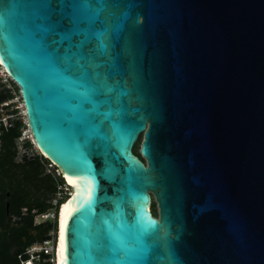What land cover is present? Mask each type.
Masks as SVG:
<instances>
[{
    "label": "water",
    "instance_id": "obj_1",
    "mask_svg": "<svg viewBox=\"0 0 264 264\" xmlns=\"http://www.w3.org/2000/svg\"><path fill=\"white\" fill-rule=\"evenodd\" d=\"M0 67L71 189L55 264H264V0H0Z\"/></svg>",
    "mask_w": 264,
    "mask_h": 264
},
{
    "label": "trees",
    "instance_id": "obj_2",
    "mask_svg": "<svg viewBox=\"0 0 264 264\" xmlns=\"http://www.w3.org/2000/svg\"><path fill=\"white\" fill-rule=\"evenodd\" d=\"M11 97L12 94L0 82V104ZM24 128L22 121L15 119L12 126L0 134V264H18L17 256L28 246L43 241L51 230L57 232V220L35 223V215L50 208L56 179L46 172L51 163L36 153L29 140L21 147L34 150L36 154L31 157L23 154L20 161L17 160V142ZM140 137L132 149L139 158L136 145ZM58 211L59 207L57 215ZM151 212L157 214L154 203Z\"/></svg>",
    "mask_w": 264,
    "mask_h": 264
},
{
    "label": "built area",
    "instance_id": "obj_3",
    "mask_svg": "<svg viewBox=\"0 0 264 264\" xmlns=\"http://www.w3.org/2000/svg\"><path fill=\"white\" fill-rule=\"evenodd\" d=\"M0 82L12 94L11 99L0 104V134L2 130H7L12 126L13 120H21L25 128L22 130L18 142L22 144L24 141L29 140L34 146L30 131L27 127L25 108L19 93V87L1 67ZM50 166L52 167V171L47 168V173L52 174L56 179V189L49 202L50 208L44 213L35 215L36 224L57 220V208L71 194V189L65 178L62 177L60 171L54 168L53 165ZM55 249L56 233L54 230H51L47 238L41 242H34L17 256L18 264H55Z\"/></svg>",
    "mask_w": 264,
    "mask_h": 264
},
{
    "label": "rangeland",
    "instance_id": "obj_4",
    "mask_svg": "<svg viewBox=\"0 0 264 264\" xmlns=\"http://www.w3.org/2000/svg\"><path fill=\"white\" fill-rule=\"evenodd\" d=\"M141 141H142V139H140V141L136 145V148L138 150L140 149ZM20 144H21L20 142H17L18 151H19L18 158H17L18 161H20V159H21V157H22L23 154L27 155L28 157H31L34 154L38 153L34 147H33V149L36 151V153L34 152V150L32 151V150H26V149L22 148ZM47 168H49L52 171V167L50 165H48ZM155 208H156V206H155Z\"/></svg>",
    "mask_w": 264,
    "mask_h": 264
},
{
    "label": "flooded vegetation",
    "instance_id": "obj_5",
    "mask_svg": "<svg viewBox=\"0 0 264 264\" xmlns=\"http://www.w3.org/2000/svg\"><path fill=\"white\" fill-rule=\"evenodd\" d=\"M140 139H142V135H141V137H140ZM142 161H143V159L142 158H140ZM155 217L157 216V214L156 215H154Z\"/></svg>",
    "mask_w": 264,
    "mask_h": 264
},
{
    "label": "bare ground",
    "instance_id": "obj_6",
    "mask_svg": "<svg viewBox=\"0 0 264 264\" xmlns=\"http://www.w3.org/2000/svg\"><path fill=\"white\" fill-rule=\"evenodd\" d=\"M66 180V179H65ZM67 181V180H66ZM67 183H69L68 181H67Z\"/></svg>",
    "mask_w": 264,
    "mask_h": 264
}]
</instances>
